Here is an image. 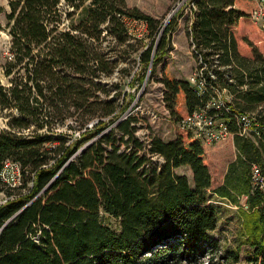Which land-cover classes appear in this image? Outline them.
<instances>
[{"label":"trees","instance_id":"1","mask_svg":"<svg viewBox=\"0 0 264 264\" xmlns=\"http://www.w3.org/2000/svg\"><path fill=\"white\" fill-rule=\"evenodd\" d=\"M8 6L0 170L6 159L17 162L21 184L0 177L6 199L0 228L28 204L0 230V264H264V28L251 19L254 0H192L187 36L202 67L203 93L173 77L167 63L160 77L175 124L218 93L224 99L218 115L229 125L237 157L213 192L232 202L246 196L252 212L243 257L220 249L210 235L218 216L206 196L211 175L202 143L178 127L168 141L152 134L147 143L139 139L136 116L118 121L127 107L120 83L104 82L124 70L127 47L139 41L129 19L144 21L149 37L136 53L140 83L170 47L175 20L158 46V19L126 0H8ZM244 112L254 116L259 136L239 134L237 115ZM69 118L76 125L66 127L80 131L70 142L60 132ZM253 165L262 187L253 183ZM180 166L191 170L192 185L176 172Z\"/></svg>","mask_w":264,"mask_h":264},{"label":"rangeland","instance_id":"2","mask_svg":"<svg viewBox=\"0 0 264 264\" xmlns=\"http://www.w3.org/2000/svg\"><path fill=\"white\" fill-rule=\"evenodd\" d=\"M126 3L130 8L138 9L140 12L158 19L162 25L156 40L158 46L164 40L163 32L165 27L172 20H175V29L168 38L170 47H165L166 52L162 54L160 62H158L154 71L145 73V80L142 83L135 80L138 75H143V69L136 53L144 48L149 37L147 36V28L144 21L129 19L127 21L129 32L138 38L139 41L134 43V50L131 47H127L128 54L125 53V57L121 60V66L124 70L121 72L115 71L111 76L106 77L104 82L108 86H111L116 81L120 83V98L124 104H127L126 109L120 115L121 119H123V115L128 108H136L132 115L136 116L140 122L136 130H141L139 133L141 140L146 143L149 142L148 136L152 134L159 136L164 141H168L175 137L177 124L169 120V112L164 101L165 89L160 81L161 68L164 63H167L169 73L173 77L186 81H188L193 71L199 68L198 54L187 36L192 16V0H126ZM8 10V0H0V64L4 57L8 55L9 35L6 31L5 20V13ZM110 88L109 92L113 94L116 89L114 87ZM94 121L91 120L88 123V127ZM5 123L6 118L2 112L0 113V128L5 127ZM68 124L75 126L76 122L72 118L67 119L60 132L69 134L70 136L67 140L70 142L79 137L80 131L78 129H68L66 127ZM114 124H110L103 132L111 129ZM248 137L255 138L251 135H248ZM203 147L211 175V186L206 190V196L209 202L216 207L218 216L217 227L210 235L219 241L220 249L230 248L237 250L240 253L239 255L243 257L247 246L242 242V235L245 230L246 218L252 212L246 205V196L239 195L236 197L237 201L232 202L229 199L218 197L213 192L215 187L222 184L228 165L237 157L233 134L215 144L203 145ZM176 172L186 175L192 185L191 170L188 166H180L176 169ZM5 200V197L0 194V203Z\"/></svg>","mask_w":264,"mask_h":264},{"label":"built area","instance_id":"3","mask_svg":"<svg viewBox=\"0 0 264 264\" xmlns=\"http://www.w3.org/2000/svg\"><path fill=\"white\" fill-rule=\"evenodd\" d=\"M256 7L252 12L253 22L264 28V0H254ZM188 83L199 94L204 92L206 87L202 73V67L196 68L188 79ZM224 105V99L220 93L209 99L204 105L194 110L189 116L183 118L177 123V127L189 131L193 138L199 140L203 145L215 144L227 136L232 135L229 125L225 119L218 115V111ZM136 108H128L123 115V119L128 117ZM155 117V115H154ZM139 121L136 126L139 127ZM238 131L244 136H259L257 124L254 116L250 113H239L237 115ZM140 129L135 131L136 137H139ZM141 139V138H140ZM160 160V158H159ZM253 183L263 186V177L257 165L251 168ZM1 180L9 186H17L21 183L20 165L10 159L3 161L0 170Z\"/></svg>","mask_w":264,"mask_h":264},{"label":"water","instance_id":"4","mask_svg":"<svg viewBox=\"0 0 264 264\" xmlns=\"http://www.w3.org/2000/svg\"><path fill=\"white\" fill-rule=\"evenodd\" d=\"M119 120H121V118H119L118 119V121ZM94 139H91V140H89V141H87L86 143H84L79 149H78V151L71 157V159L76 155V154H78V153H80V152H82L92 141H93ZM56 177V175L53 177V179ZM52 179V180H53ZM52 180L46 185V186H48L51 182H52ZM46 188V187H45ZM28 204V203H27ZM26 204V205H27ZM25 205V206H26ZM25 206H23L19 211H17L11 218H9L3 225H2V227L0 228V230L13 218V217H15Z\"/></svg>","mask_w":264,"mask_h":264}]
</instances>
